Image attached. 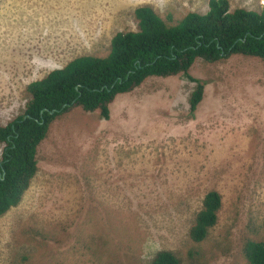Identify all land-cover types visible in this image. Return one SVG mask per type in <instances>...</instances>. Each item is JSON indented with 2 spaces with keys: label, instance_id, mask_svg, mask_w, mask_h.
Masks as SVG:
<instances>
[{
  "label": "rangeland",
  "instance_id": "1",
  "mask_svg": "<svg viewBox=\"0 0 264 264\" xmlns=\"http://www.w3.org/2000/svg\"><path fill=\"white\" fill-rule=\"evenodd\" d=\"M260 10L264 0H229ZM210 0H0V124L23 113L27 87L73 58L107 56L150 5L169 24ZM189 75L150 76L100 110L73 105L51 123L22 201L0 216V264H250L264 240V60L198 58ZM2 145L0 144V150ZM217 190L219 221L197 242L190 228Z\"/></svg>",
  "mask_w": 264,
  "mask_h": 264
},
{
  "label": "trees",
  "instance_id": "2",
  "mask_svg": "<svg viewBox=\"0 0 264 264\" xmlns=\"http://www.w3.org/2000/svg\"><path fill=\"white\" fill-rule=\"evenodd\" d=\"M134 14L138 29L117 32L107 56L79 55L31 82L23 113L0 124V216L22 201L39 170L38 149L51 123L73 105L88 112L100 110L108 119L115 97L150 76H190L198 58L217 62L243 54L264 60V7L231 8L229 0H210L206 13L190 11L174 24L150 5L138 6ZM190 78L197 82L190 97L193 112L203 100L205 85ZM222 204L219 191L206 193L190 228L194 241L208 237L219 221ZM243 250L250 264H264V240H247ZM153 264H181V260L164 249L157 252Z\"/></svg>",
  "mask_w": 264,
  "mask_h": 264
},
{
  "label": "crops",
  "instance_id": "3",
  "mask_svg": "<svg viewBox=\"0 0 264 264\" xmlns=\"http://www.w3.org/2000/svg\"><path fill=\"white\" fill-rule=\"evenodd\" d=\"M201 103V102H200ZM199 106V105H198ZM110 109H111V107H110Z\"/></svg>",
  "mask_w": 264,
  "mask_h": 264
}]
</instances>
